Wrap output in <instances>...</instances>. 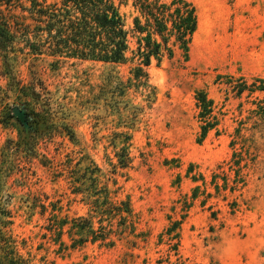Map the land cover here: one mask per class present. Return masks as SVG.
<instances>
[{"label": "rangeland", "instance_id": "374dc122", "mask_svg": "<svg viewBox=\"0 0 264 264\" xmlns=\"http://www.w3.org/2000/svg\"><path fill=\"white\" fill-rule=\"evenodd\" d=\"M189 1L141 77L0 24V264H264V0Z\"/></svg>", "mask_w": 264, "mask_h": 264}, {"label": "trees", "instance_id": "16d2710c", "mask_svg": "<svg viewBox=\"0 0 264 264\" xmlns=\"http://www.w3.org/2000/svg\"><path fill=\"white\" fill-rule=\"evenodd\" d=\"M3 2L8 11L20 7L37 22L30 30L31 24L16 20L25 19V15L11 13L15 27L0 22L10 42L16 32H34L38 42L30 45L35 52L45 48L53 56L105 63L131 61L137 63L140 77L142 65H149L153 57L159 62L166 54L172 56L176 46L187 51L198 24L196 9L189 0H0V5ZM121 5H129L133 11L131 24L121 12ZM201 102L205 103L203 99ZM122 204L130 212L129 204Z\"/></svg>", "mask_w": 264, "mask_h": 264}, {"label": "water", "instance_id": "95a60500", "mask_svg": "<svg viewBox=\"0 0 264 264\" xmlns=\"http://www.w3.org/2000/svg\"><path fill=\"white\" fill-rule=\"evenodd\" d=\"M15 111L18 112L17 108H15Z\"/></svg>", "mask_w": 264, "mask_h": 264}]
</instances>
